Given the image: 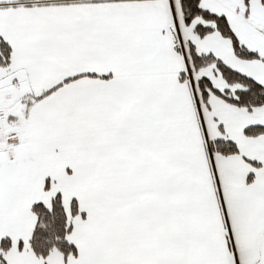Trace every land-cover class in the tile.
I'll return each instance as SVG.
<instances>
[{
	"label": "snow or ice",
	"instance_id": "1",
	"mask_svg": "<svg viewBox=\"0 0 264 264\" xmlns=\"http://www.w3.org/2000/svg\"><path fill=\"white\" fill-rule=\"evenodd\" d=\"M0 264H264V0H0Z\"/></svg>",
	"mask_w": 264,
	"mask_h": 264
}]
</instances>
